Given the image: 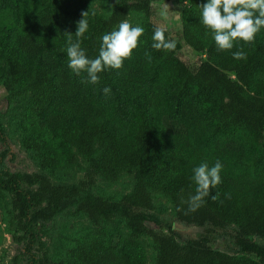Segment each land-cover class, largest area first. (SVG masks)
I'll list each match as a JSON object with an SVG mask.
<instances>
[{"label":"trees","instance_id":"16d2710c","mask_svg":"<svg viewBox=\"0 0 264 264\" xmlns=\"http://www.w3.org/2000/svg\"><path fill=\"white\" fill-rule=\"evenodd\" d=\"M188 1L177 52L151 48L154 28H165L158 0H111L109 15L88 12L81 47L89 58L98 55L101 35L133 12L143 14L144 33L122 68L82 84L86 73L67 67L65 33L76 39L84 10L63 0H0V75L7 100L22 101L20 144L38 164L31 173L7 167L0 124V194L9 196L7 231L19 245L12 264H148L145 236L156 250L154 264H264V29L250 44L219 51L200 22L206 0ZM239 49L245 60L233 58ZM217 160L222 182L188 211L192 169ZM73 168L82 172L78 180H53ZM123 174L133 176V186L119 198L92 191L99 178ZM155 194L171 201L178 225H147ZM79 213L91 229L50 259L47 222Z\"/></svg>","mask_w":264,"mask_h":264},{"label":"rangeland","instance_id":"374dc122","mask_svg":"<svg viewBox=\"0 0 264 264\" xmlns=\"http://www.w3.org/2000/svg\"><path fill=\"white\" fill-rule=\"evenodd\" d=\"M65 3L71 4L75 9H81L90 13H96L99 16H107L113 9L111 0H63ZM162 10L159 18L162 20L163 26L167 29L169 39H174L175 48L173 52H177V45H183L181 38V7L188 4V0H158ZM132 26H141L143 14L133 12L127 19ZM180 52L186 53L188 49L184 46ZM1 74V72H0ZM21 104L20 98H15L11 102L7 100V90L4 85L2 76L0 75V124L4 125L7 131V142L10 154L6 158L7 167L11 171H25L28 173L38 171V164L35 158L25 151L20 144L21 130ZM82 172L77 169H66L56 172L52 175L53 180L60 182H73L81 178ZM133 186V176L131 174H123L116 181H107L99 178L93 186L92 191L96 194L117 199L121 195L129 192ZM155 209L150 213L153 221H147V225L156 231L160 230L155 220L163 222H173L175 219L174 207L171 201L162 194H155L153 197ZM10 208L9 196L4 192L0 194V264H12L11 257L18 249L19 245L14 243L7 231V209ZM174 225H178L173 222ZM189 233L197 232V228L184 227ZM91 229V224L84 214H76L73 216H58L47 222L45 230V252L50 259L62 257L65 254L66 246L71 245V238L82 235ZM236 232L233 225L229 228V242ZM261 243V239L254 237ZM146 243V252L148 255V264H154L156 250L152 245L150 237H144ZM221 249L226 248L223 243H218ZM63 249V250H62Z\"/></svg>","mask_w":264,"mask_h":264},{"label":"clouds","instance_id":"9594fccd","mask_svg":"<svg viewBox=\"0 0 264 264\" xmlns=\"http://www.w3.org/2000/svg\"><path fill=\"white\" fill-rule=\"evenodd\" d=\"M201 9L200 22L208 29L219 51L231 50L235 43L243 41L252 43L256 35L264 29V0H206L199 5ZM81 19L76 22L75 37L73 33L66 32L67 67L77 76L86 73L81 80L82 84L99 83V73L106 69L118 70L123 67L125 59L131 58L134 49L138 47V38L144 33L141 26H132L125 19L121 20L111 31L102 34L99 38L100 46L98 55L89 58L81 47V38L88 31V12H81ZM166 29L155 27L151 37V48L155 50H173L174 39L165 36ZM233 58L245 60L247 54L243 49L235 51ZM145 57L151 60V54L145 52ZM111 89L104 87L102 92L108 95ZM222 163L217 160L213 166L202 162L192 169V181L195 192L188 197V211L194 212L201 207L205 197L210 195V190L219 185L221 181ZM213 201L218 199V194L212 195Z\"/></svg>","mask_w":264,"mask_h":264}]
</instances>
